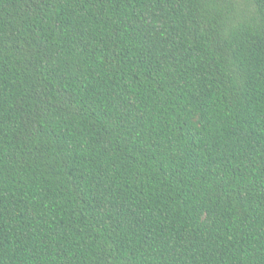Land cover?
<instances>
[{"label": "trees", "instance_id": "16d2710c", "mask_svg": "<svg viewBox=\"0 0 264 264\" xmlns=\"http://www.w3.org/2000/svg\"><path fill=\"white\" fill-rule=\"evenodd\" d=\"M0 264H264V0H0Z\"/></svg>", "mask_w": 264, "mask_h": 264}]
</instances>
